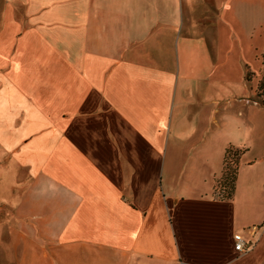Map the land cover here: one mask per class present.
<instances>
[{"label": "crops", "instance_id": "crops-1", "mask_svg": "<svg viewBox=\"0 0 264 264\" xmlns=\"http://www.w3.org/2000/svg\"><path fill=\"white\" fill-rule=\"evenodd\" d=\"M8 3L37 11L1 18L0 264H263L252 1ZM228 146L243 153L221 199Z\"/></svg>", "mask_w": 264, "mask_h": 264}, {"label": "rangeland", "instance_id": "rangeland-1", "mask_svg": "<svg viewBox=\"0 0 264 264\" xmlns=\"http://www.w3.org/2000/svg\"><path fill=\"white\" fill-rule=\"evenodd\" d=\"M248 1H252V7H249L247 12L249 22L247 35H245L246 38L244 40L247 49L239 55V57H242L244 60L241 62V70L243 74L242 79L247 89V97H244L243 99L249 100L250 103H253V105L257 107L264 108V89L258 88L259 81L262 76H264V62L262 57V50L264 48V0ZM8 2L9 0H0V26L2 24L1 18L5 13H11L12 15L17 14L20 18L25 12L37 11V6L16 5ZM207 13L208 12H206V14ZM237 29L240 31V25ZM237 149L239 150L241 148L232 147L231 150L233 151ZM233 160L232 156H227L226 167L228 169H233ZM222 184L223 181L221 179L215 182L214 190L218 195H221L222 193Z\"/></svg>", "mask_w": 264, "mask_h": 264}, {"label": "trees", "instance_id": "trees-1", "mask_svg": "<svg viewBox=\"0 0 264 264\" xmlns=\"http://www.w3.org/2000/svg\"><path fill=\"white\" fill-rule=\"evenodd\" d=\"M262 57H263V62H264V48L262 50ZM259 89H264V76L259 81L258 84ZM232 147L228 146L225 151H224V156H223V166H222V173L220 179L223 181V184L221 186V195L219 197L221 199H229L231 197L232 191H233V186L235 182V177H236V170H237V161L239 156L243 153V149H237V150H231ZM232 151V152H231ZM227 156H232L233 164L234 167L233 169H228L226 167V158ZM228 169V171H227Z\"/></svg>", "mask_w": 264, "mask_h": 264}, {"label": "built area", "instance_id": "built-area-1", "mask_svg": "<svg viewBox=\"0 0 264 264\" xmlns=\"http://www.w3.org/2000/svg\"><path fill=\"white\" fill-rule=\"evenodd\" d=\"M253 233L254 227H250L245 230L244 235L241 233H234L232 235L233 249L237 254H245L251 249Z\"/></svg>", "mask_w": 264, "mask_h": 264}]
</instances>
